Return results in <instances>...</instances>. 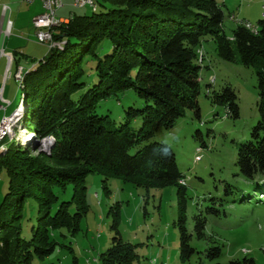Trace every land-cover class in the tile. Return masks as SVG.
<instances>
[{"label": "trees", "instance_id": "trees-1", "mask_svg": "<svg viewBox=\"0 0 264 264\" xmlns=\"http://www.w3.org/2000/svg\"><path fill=\"white\" fill-rule=\"evenodd\" d=\"M232 15L216 0H102L92 15L73 14L54 28V39L65 42L62 49L49 50L39 61L13 54L15 78L22 62L26 68L17 82L19 100L27 108L24 122L37 140L53 138L54 147L50 154L37 148L35 156L26 142L20 145L8 136L2 141L0 183L3 177L8 183L0 199V264H33L65 247L56 234L81 231L92 174L103 177L107 194L113 178L144 189L147 198L152 190L176 189L178 264H258L249 255L218 261L224 245L215 231L221 213L227 212L209 207L216 217L209 226L197 204L191 218L188 174L172 146L158 139L188 110L202 122L199 98L203 73L210 67L204 66L201 52L213 41L220 60L254 69L259 95L258 122L240 143L234 165L241 182H224L221 206L228 201L225 196H233L234 203L262 201L264 18L254 24L256 31L243 22L229 35L225 19ZM128 92L143 101L142 107L125 108L119 123L99 113L103 102L120 101ZM205 97L223 108L226 118H241L238 97L229 86L216 90L210 83ZM197 133L198 149L208 148L202 132ZM113 214L116 235L100 256L102 264H150L140 255L141 244L121 235L120 204ZM194 241L205 248L195 247Z\"/></svg>", "mask_w": 264, "mask_h": 264}, {"label": "rangeland", "instance_id": "rangeland-1", "mask_svg": "<svg viewBox=\"0 0 264 264\" xmlns=\"http://www.w3.org/2000/svg\"><path fill=\"white\" fill-rule=\"evenodd\" d=\"M101 1L95 0L94 8H76L73 6V0H64L65 8L57 11V17L70 19L74 13L92 15ZM216 1L223 7L226 15L228 12L233 14L231 19L229 17L225 19V30L229 35L238 23L254 25L264 18V0ZM0 3L10 7V18L15 23V31L8 40V44H11L9 54L5 56L3 67L0 69V105L6 109L4 111V108H0V121L4 116L8 117L10 123L6 126V137L19 142L20 145L24 142L31 145V151L37 156L39 155L37 148L42 152L45 143L53 142L54 139L37 140L24 122L27 108L24 101L19 100L17 83L23 80L24 71L21 74L17 72L18 77L15 78L13 51L24 53L37 61L49 53L48 46L36 42L35 31L32 28L35 17L44 13V8L40 1L28 4L23 0H0ZM4 48L2 40L0 52ZM215 48L214 42L209 41L204 45L205 53L201 52V58L206 54L204 66L210 67L209 71L203 73L202 94L199 98L202 122L196 120L193 113L188 110L173 130L163 132L158 139L172 146L179 166L188 174L189 194L192 198L191 218L197 204L208 217L209 226L216 219L215 214L207 212L209 207L215 206L227 212V216L221 213L223 219L219 221V227L215 231L224 245L223 254L218 261L227 263L232 259H242L249 255L258 264H264V197H259L261 202L253 200L251 203H234L231 201L233 196H225L228 201L221 206L224 182L231 184L241 182L238 181L237 170L234 167L238 148L241 142L250 137L251 128L259 119L255 71L253 68L220 60ZM22 66H25L24 62ZM210 83L214 84L216 90H223L225 86H229L235 91L241 111L240 119L234 121L226 118L223 108L210 103L205 97L207 85ZM130 105L140 108L143 101L135 93L128 92L120 101L112 99L103 102L99 113L109 115L110 119L119 123L125 108ZM215 118L217 120L213 121ZM209 128L213 130L212 133L208 132ZM198 131L202 132L209 146L200 153H197L201 145ZM3 140H0V152L6 149L2 146ZM3 178V182L0 183V199L7 192L8 179ZM86 185L89 212L83 219L81 231L76 236H71L67 231H63L64 236L57 232V240L65 247L59 248L44 261L35 260L33 264H72L75 259L78 264H102L100 256L111 246L112 238L116 235L112 230V224L115 220L113 212H116L118 204L121 207L119 231L124 240L132 244H141L139 252L144 263H179L178 227H174L178 220L174 187L152 190L147 198L144 189L118 178L108 181L110 193L107 194L100 174L90 175ZM193 245L200 250L205 248L202 242L194 241Z\"/></svg>", "mask_w": 264, "mask_h": 264}, {"label": "built area", "instance_id": "built-area-1", "mask_svg": "<svg viewBox=\"0 0 264 264\" xmlns=\"http://www.w3.org/2000/svg\"><path fill=\"white\" fill-rule=\"evenodd\" d=\"M23 1L28 4H34L37 1H40L43 4L44 13L36 16L33 21L36 42L38 44L48 46L50 50L57 49L58 47L62 46L65 42L56 41L54 39L53 30L54 28L60 26L62 23L66 22L57 17V11L65 7L64 0H23ZM73 6L76 8H86V7L91 8L92 0H73ZM2 12H3V17L6 18V27L5 29L1 30V35L3 36V45H5L4 43H6V41L9 40V38H11L13 34L14 23L12 19L10 18L11 9L9 6L4 5ZM7 17H9L8 20H7ZM244 26H246V28L252 31H256V26H254L252 23L246 24L245 22ZM1 54L3 56L7 55L5 48L4 50L1 51ZM25 69L26 68L24 66H21L19 68L20 71H18V73L21 74V72L25 71ZM0 108H4V107L0 105ZM4 111H6L5 108H4ZM9 123H10V119L8 120V117L4 116L1 119L0 121V140L6 138L5 127L8 126Z\"/></svg>", "mask_w": 264, "mask_h": 264}, {"label": "crops", "instance_id": "crops-1", "mask_svg": "<svg viewBox=\"0 0 264 264\" xmlns=\"http://www.w3.org/2000/svg\"><path fill=\"white\" fill-rule=\"evenodd\" d=\"M37 3V2H36ZM4 4H7V3H4ZM2 6L3 5H1V3H0V44H1V42H2V40H3V36L1 35V30H3V29H5V27H6V18H4L3 17V12H2ZM65 8V7H64ZM75 14V13H74ZM61 20H63V21H68L69 19H61ZM236 20H237V18H236ZM32 28H33V31H35L34 30V27H33V25H32ZM13 31H15V23H14V25H13ZM11 43V42H10ZM5 45V49H6V53H7V55L9 54L8 53V49L10 48V46H11V44H8V40L6 41V43H4ZM15 52H18V51H16V50H14L13 51V54L15 53ZM30 58H32V57H30ZM6 58H5V56H3L2 54H1V52H0V69L3 67V63H4V60H5ZM35 59V58H34ZM5 65V64H4ZM7 65V64H6ZM5 65V66H6Z\"/></svg>", "mask_w": 264, "mask_h": 264}, {"label": "bare ground", "instance_id": "bare-ground-1", "mask_svg": "<svg viewBox=\"0 0 264 264\" xmlns=\"http://www.w3.org/2000/svg\"><path fill=\"white\" fill-rule=\"evenodd\" d=\"M94 7H96V3H95V0H92V7H91V8H94ZM64 44H65V43H64ZM64 44H63L62 46L58 47L57 49H62L63 46H64ZM25 70H26V69H25ZM6 128H7V127H5V130H6ZM5 134H7V131H5ZM52 143H53V142H50V141H49V142H46L44 147L48 148V147L51 146Z\"/></svg>", "mask_w": 264, "mask_h": 264}, {"label": "water", "instance_id": "water-1", "mask_svg": "<svg viewBox=\"0 0 264 264\" xmlns=\"http://www.w3.org/2000/svg\"><path fill=\"white\" fill-rule=\"evenodd\" d=\"M53 147H54V143L51 144V147H49V149H46V147H43V149H41V150H42V152H46V153L50 154L52 152V150H53ZM47 150L49 152H47Z\"/></svg>", "mask_w": 264, "mask_h": 264}]
</instances>
